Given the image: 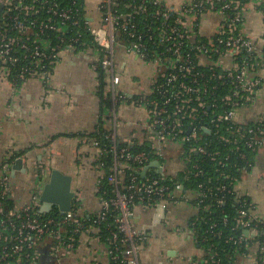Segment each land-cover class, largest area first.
Segmentation results:
<instances>
[{"label":"built area","instance_id":"1","mask_svg":"<svg viewBox=\"0 0 264 264\" xmlns=\"http://www.w3.org/2000/svg\"><path fill=\"white\" fill-rule=\"evenodd\" d=\"M244 1L192 0L176 9L164 0H0V61L9 68L17 83L30 79L47 82L63 52L81 53L97 48L96 69L107 75L110 110L116 114L121 103L132 99L122 91L130 78L119 72L117 53L124 50L128 56L136 57L153 69L150 92L132 99L149 113L150 136L146 144L122 142L108 132L106 138L112 141L114 154L111 173H102L103 165L94 167L98 172L97 192L107 181L115 187L114 196L100 197L97 212L87 214L88 218L84 219L80 212L81 197L75 191L72 210L62 214L53 207L50 213H60L56 217L43 220L39 216L41 193L34 196L32 205L27 208L5 213L3 200L11 197V190L8 177L0 179V216L4 217L0 220V264L37 263V245L49 236L56 241L59 252L68 254L81 243L76 235L96 234L92 229L107 224L112 213H117V227L116 230L110 228L108 246L112 264L121 259V254L126 256L127 264H142V246L152 234L139 228L135 211L141 208L147 213L164 207L163 226L168 204H179L180 188L185 202H190V194L195 195L197 208L207 200L212 201L211 208H221L234 195L239 217L233 231L241 234L229 237L228 242L240 247L242 252H236L233 264H246L248 260L264 264V219L256 215L255 204L247 197L238 196L235 190L236 184L250 171L244 170L241 178L234 182L225 176L229 183L216 189L201 184L196 193L180 182V177L189 184L203 175L201 166L192 160L193 153L212 161L219 156L218 152L208 153L204 145L191 144L202 140L201 132L210 134L213 129L227 126L226 131L234 139L225 135L219 139L225 144L238 145L233 152L240 151L242 140L255 154L264 150V119L246 130L238 121L239 111L255 102L264 76V48L260 54L241 29L246 9ZM210 12L221 17V24L215 36L207 39L200 34L199 21ZM154 94L158 98H151ZM186 144L188 150L183 147ZM146 145L148 150L135 151ZM93 146L100 153V143L93 141ZM167 151L180 152L181 170L175 174L166 171L167 162L174 161ZM240 158L246 160L248 153H241ZM156 161L160 167H151ZM218 164L225 165L224 162ZM40 170L39 187H42L47 175L44 167ZM120 176L129 178L124 189L120 188L123 185ZM208 212L211 214V209ZM200 220L212 221L209 216L199 218V215L191 221L190 232L195 239ZM228 221L223 218V225ZM218 227L219 224L212 221L208 232L215 231L214 236L222 238L223 232L217 231ZM68 228L72 230L69 237ZM32 248L34 252L28 253L27 249ZM195 264H223V261L214 252Z\"/></svg>","mask_w":264,"mask_h":264},{"label":"crops","instance_id":"2","mask_svg":"<svg viewBox=\"0 0 264 264\" xmlns=\"http://www.w3.org/2000/svg\"><path fill=\"white\" fill-rule=\"evenodd\" d=\"M263 1L250 0L245 5L241 26L244 36L254 43L260 54L264 48V13L260 9ZM164 2L180 9L192 0ZM199 24L200 34L211 39L220 27L221 17L210 12L200 18ZM98 58L96 49L63 52L50 80L30 79L23 83H17L9 68L0 61V179L8 177L11 199L19 211L32 205L34 196L42 193L39 192L40 167L45 168L46 176L47 157L53 156L52 147L59 136H65L68 143L79 145L80 187L77 191L83 215L100 209L96 194L98 172L94 167L99 150L91 141L72 140L71 136L98 133L101 124H106L119 141L147 143L149 113L132 99L150 92L152 67L128 56L124 50L117 53L119 72L130 78L122 91L132 99L121 103L115 114L113 110L104 109L100 95L101 75L96 69ZM262 78L255 102L238 113L240 123L264 119V76ZM84 141L86 144L83 145ZM179 153L167 151L169 158L174 160L166 164L168 174L181 170ZM20 158L24 159L26 172L16 171L12 176V167ZM89 178L93 181L91 184ZM235 190L238 196L249 198L255 204L256 215L264 219V150L258 154L252 171L236 184ZM183 196L180 188L179 204H168L166 221L160 232L150 231V240L142 246L140 254L142 264H195L206 256L190 232L191 221L199 215V209L194 205L195 195L190 194V202L182 200ZM42 206L41 203V210ZM86 237L68 254L56 249L57 243L52 236L45 237L37 245L39 257L35 264H70L65 260L74 262L72 264H112L108 246L100 238ZM246 264H253V261L248 260Z\"/></svg>","mask_w":264,"mask_h":264},{"label":"trees","instance_id":"3","mask_svg":"<svg viewBox=\"0 0 264 264\" xmlns=\"http://www.w3.org/2000/svg\"><path fill=\"white\" fill-rule=\"evenodd\" d=\"M250 0H245L244 4L246 5ZM261 10H264V4L260 8ZM97 50V48H96ZM261 61V59H260ZM257 70V69H256ZM99 74L101 75V87H100V95L103 100L104 109H110L111 107V100L109 98V89H108V80L107 75L102 71L98 70ZM220 94V93H219ZM151 98H158L157 94L152 95ZM241 124H238L239 126ZM257 123H248V124H242V128L246 130V128L257 126ZM108 126L106 124H101V128L99 129V132L89 134V135H74L71 136L72 140L75 139H84L85 141H91L99 142L100 146V153L96 156V161L94 162V166H100L103 165V168H100L102 173L109 174L111 173V168L114 161V154L111 152V147L113 145L112 141L106 138V135L108 134ZM227 126L220 127V129H213L212 133H204L201 132L199 137H202V140L196 143H192L196 146L204 145L205 149L208 153H219V156H217V159L215 161L210 160L206 156L203 155H197L196 153L192 154V160L196 163H198L201 166V170H203V175H201L198 178L192 179L190 183H186L184 180V177H180V182L184 183L187 188H191V190L196 193L198 192V186L203 184L206 188L210 189H216L218 186L229 183V180L225 181V176H229L230 179H232L234 182L235 180H238L241 178L242 173L244 170L252 171L253 167L255 165V161L258 157V154L253 153L251 150H248L245 147V141L242 140L240 142V151L238 153H235V148L238 145L234 144H225L223 143L219 137L221 135H225L226 137H230L231 139H234L233 136H231V133L226 131ZM188 132V129H187ZM139 147V146H138ZM185 150H188V144L183 146ZM148 145L145 147H142L141 149L135 150H148ZM241 153H248V158L246 160H242L240 158ZM229 155V158L226 159V157ZM49 158L47 157V163L49 162ZM219 162H224V166L221 164H218ZM49 174V172H48ZM47 174V177H48ZM184 174V173H183ZM100 175V174H99ZM182 175V174H181ZM222 175H224L222 177ZM46 177V178H47ZM120 180L123 182V185L120 187L121 189H124L129 184V178L126 176H120ZM142 180V178H140ZM45 182V181H44ZM114 185L108 183L107 181H104L102 183V186L100 190L96 193L98 200L100 197L103 198H111L114 196ZM2 193V190L0 189V195ZM214 193H217L215 190ZM227 203L222 206L221 208H211L212 205L211 200H207L205 204L199 209V218L202 217H210L212 221L219 224V227L216 229L217 231H222L223 235L222 238H217L214 236L215 231H209L210 224L212 221L208 222H202V220L199 221V223L196 226L197 230V246L202 249L204 254L209 257L212 253H217L218 258L222 259L223 264H233L236 261V252H242L240 247L234 246L232 242H228V238L231 236H238L241 234V232L233 231V228L235 227V220L238 215L239 206L236 203V199L234 195H231L227 199ZM5 204V213L9 211H17L18 209L15 207L13 200L11 199L10 195L7 196L4 200ZM207 206V207H206ZM211 209V214L208 212V210ZM19 211V210H18ZM221 212H224L222 214ZM39 216L41 219L45 220L47 218L56 217L59 216L60 213L58 211H54L52 213H40L38 211ZM87 214L83 215L84 219H87ZM6 218V217H5ZM117 218V213H112L109 217V221L107 224L101 225L99 229L94 228L93 230H96V234H89V237H93L96 239L100 238V241L107 246H109V240L111 238V229L116 230V224L115 219ZM228 218V224L223 225L222 219ZM4 219V217L0 216V220ZM14 219V218H13ZM111 228V229H110ZM72 230L68 228L66 230L67 236L72 235ZM10 233H13L10 231ZM86 232H82L81 234L76 235V238L78 240L86 239L88 235L85 234ZM34 248L27 249L28 253H33ZM124 250V249H123ZM244 250V248H243ZM114 264V263H113ZM115 264H127L126 262V256L124 254H121V259L115 263Z\"/></svg>","mask_w":264,"mask_h":264},{"label":"water","instance_id":"4","mask_svg":"<svg viewBox=\"0 0 264 264\" xmlns=\"http://www.w3.org/2000/svg\"><path fill=\"white\" fill-rule=\"evenodd\" d=\"M53 156L49 162L45 164L49 171L45 184L39 187L42 191L40 201L42 202V213H50L54 208H58L62 214L72 210L75 191L80 187V167L79 145L67 142L65 136H59L55 139L53 147ZM24 159L16 160L12 167V176L16 171L26 172ZM151 167H160L158 161L153 162ZM144 175V173H143ZM165 216V208L161 207L156 211L144 213L141 208L135 211L134 217L139 228L153 233H159L162 227L161 221ZM248 235V232H245ZM65 263H74L65 260Z\"/></svg>","mask_w":264,"mask_h":264},{"label":"flooded vegetation","instance_id":"5","mask_svg":"<svg viewBox=\"0 0 264 264\" xmlns=\"http://www.w3.org/2000/svg\"><path fill=\"white\" fill-rule=\"evenodd\" d=\"M48 172H49V171H48ZM89 179H91V178H89ZM88 181L90 182V184L93 182L92 179H91V181H90V180H88ZM89 182H88V183H89ZM85 183H86V182H85ZM90 184H89V185H90ZM86 185H87V183H86Z\"/></svg>","mask_w":264,"mask_h":264}]
</instances>
